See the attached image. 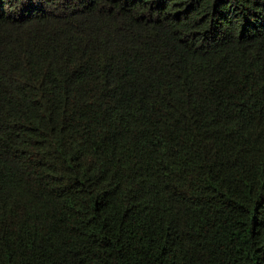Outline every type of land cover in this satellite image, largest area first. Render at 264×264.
Returning a JSON list of instances; mask_svg holds the SVG:
<instances>
[{"label":"trees","instance_id":"16d2710c","mask_svg":"<svg viewBox=\"0 0 264 264\" xmlns=\"http://www.w3.org/2000/svg\"><path fill=\"white\" fill-rule=\"evenodd\" d=\"M0 264H264V0H0Z\"/></svg>","mask_w":264,"mask_h":264}]
</instances>
